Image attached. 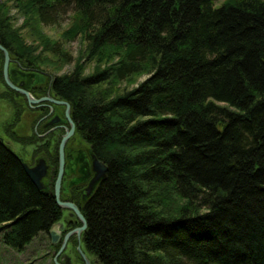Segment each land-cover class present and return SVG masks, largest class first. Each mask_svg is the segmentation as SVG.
<instances>
[{"label": "trees", "instance_id": "1", "mask_svg": "<svg viewBox=\"0 0 264 264\" xmlns=\"http://www.w3.org/2000/svg\"><path fill=\"white\" fill-rule=\"evenodd\" d=\"M15 1L30 30L70 9L68 38L88 43L92 71L75 63L51 88L107 166L82 203L87 251L100 264H264V0ZM9 20L1 6L17 61L36 67L39 45L73 61ZM53 185L37 189L0 141L3 245L19 251L59 220Z\"/></svg>", "mask_w": 264, "mask_h": 264}, {"label": "rangeland", "instance_id": "2", "mask_svg": "<svg viewBox=\"0 0 264 264\" xmlns=\"http://www.w3.org/2000/svg\"><path fill=\"white\" fill-rule=\"evenodd\" d=\"M222 1L224 2L226 0H216V4L219 5ZM16 3L18 2L15 0H0V7H3V11L6 13L7 17L10 18L9 22L11 23L12 29L18 32L20 37L25 38L26 44L35 46L38 44L32 43L33 37H35L34 33L37 31V37L40 34L41 37L46 38L51 43L57 42L58 45H60L61 50L69 53L73 58V61L71 63H63L59 59H55V57L51 53L49 54L48 52H45V48L42 45H39L33 51V56L35 57L34 62L36 67L32 68L31 66L23 62L21 63L20 61H17L16 59V62L11 63L10 67L16 71L18 81H23L26 85H34L36 88L40 87V90H42V92L38 91L40 95H47L48 97L49 94L53 95L55 93L51 89L52 87L54 88L56 84L55 75L58 77H62L65 74H69L73 71V66L75 65V63L81 64L82 68H84V74H88L92 71L94 65L86 59L85 55L88 43L86 42L84 34L76 30L75 35L72 38H68V36L71 37L72 30L70 29V27L73 24L71 20L72 12L70 11V9L58 16L55 19V22H52L51 24H44L42 26L40 23L37 22H34L37 25L31 23L32 28L30 30L27 26L22 27V24H24L25 21L16 12L17 9L14 8ZM20 6H22L24 10L29 11L28 5L25 2L21 3ZM3 57L4 56L1 51L0 105L8 109V111H4L3 113L0 110V138L3 140L2 143L4 145H8L14 152L19 154L22 159L26 160L27 163L31 162L32 164L33 160H30V156L32 155V153H35L33 152L32 147H27L24 144L19 143L17 139L11 137V135L8 134L9 129L11 127L10 124H12L13 122H19L20 117L21 119L23 118L24 111H26L27 109V102L25 100V96H22L23 94L21 95L15 93L16 91L10 88L4 82V79L2 77ZM128 86L129 85L126 83L123 84V87ZM116 88L122 91V84L118 85ZM11 94L14 95L15 101L10 100L11 98H13ZM33 141V143H36V138H34ZM70 146V150L77 152V155H75L77 157L78 162H82L78 164L75 163V165H71V162L69 161V164L66 165L67 168L64 173V178L61 182V185L64 188V192H67L70 187L72 189H75L76 187H78V189L84 188V184H82V182H79L81 180H84L85 169L83 168V166L86 167V165H83V162L90 163V158L87 151V144L83 141L80 136L77 135L76 132L74 138L71 139ZM35 151H38V149H36ZM39 152L43 151L39 150ZM55 160L56 158L54 159V162H51L52 165H54ZM54 181L55 177L51 178V184H54ZM68 194L70 195L71 193ZM64 195L66 196V194ZM78 202L79 204H81L83 202V199L78 197ZM65 215L66 213L62 211L60 215V220ZM85 229L83 231H85ZM53 246L54 245L49 242V239L48 237H46L45 234H40L36 236L28 245H26L23 249L19 251L3 245L0 241V264H55V260L60 262V258H56L54 256V251H52ZM73 247L72 252H70V255L71 253H74V257L76 255L77 259H73L74 257L72 254V264H82V259H80L79 255L75 254L76 252H74ZM49 250L51 251V253L49 252ZM89 253L90 255H92L91 252Z\"/></svg>", "mask_w": 264, "mask_h": 264}, {"label": "flooded vegetation", "instance_id": "3", "mask_svg": "<svg viewBox=\"0 0 264 264\" xmlns=\"http://www.w3.org/2000/svg\"><path fill=\"white\" fill-rule=\"evenodd\" d=\"M9 57H10V61L8 64L9 80L17 87L22 88L25 91H28L29 93L31 91L32 94L31 93L30 94L33 96L36 102L29 103L28 99L25 96V100L27 102V106H26L27 109L26 111H24L23 118L21 119L20 117L19 122H13L12 124H10L11 127L9 129L8 134L11 135V137H14L15 139H17L19 143L24 144L27 147H32L33 152H35L34 154L32 153V155L30 156V160H33L32 164L31 162L27 163L26 160L22 159L19 154H17L16 152L15 153L29 167L42 166L44 168L45 174L43 175L41 179V182L44 184L48 182L49 180H51V178L55 177L56 179L57 177L59 146H60L63 136L71 128L70 122L68 121L65 115L66 106L64 104L58 103V101H64V100H62L57 94L54 93L53 95H50V94L48 95V97L52 99L51 101L47 99L48 98L47 95H44V96L40 95V93L38 92V91L42 92V90H40L41 89L40 87L36 88L34 85L32 86L26 85L23 81H18L17 76H16V71L10 67L11 63L16 62V60L11 55H9ZM3 65H4V57H3V62H2V77L4 79ZM17 93L21 94L19 92ZM11 95L13 96V98H11L10 100L15 101L14 95L13 94ZM0 110L3 113L4 111L5 112L8 111V109L4 108L1 105H0ZM75 132L76 131L74 130V133L67 139L65 146H64V163H65L64 173L67 168L66 165L69 164V161L71 162V165H75V163L78 164L82 162V161L78 162L77 157H76L77 152L70 150L71 149V146H70L71 139L74 138ZM34 138H36V141H37L36 143H33ZM0 141L3 142L1 138H0ZM36 149H38V151H35ZM39 150L43 152L45 151V152L44 153L39 152ZM55 158H56L55 161H57L56 172H55L54 165L51 164V162H54ZM89 158H90V163L83 162V165H86V167L82 165L83 168L85 169L84 180H81L79 182H82V184H84L83 189H78V187H76L75 189H72L70 187L67 192H64V188L61 185L62 200L74 202L80 209H82V207H81V204L79 205L77 203L78 197L81 199H85L86 196L90 195L91 191H93L94 186H95L93 185L90 190V193L86 194V190H87L86 188L88 187L89 182L91 181L93 177V172L91 171L92 158L90 156ZM64 173H63V178H64ZM53 189H54V185H53ZM76 190H77V193H76ZM68 193H71V194L69 195ZM64 194H66V196ZM64 212L66 213V215L63 216L61 220L59 218V220L56 221L60 224V239L52 248V251H54V256L58 255V258H60V262L62 264H72L71 256L73 254V257H74V253H71L70 255V252H72V247L74 245L73 250L74 252L79 254L80 259H82L83 261L82 264H85V261L83 260L82 256L78 252V247L81 249V253H83L86 256L90 264H97L98 262L95 256L90 255V253L87 251L86 246L84 244L83 236H84L85 231L82 230L79 232V234L75 232L77 228H80L82 226L81 221L78 219V217L75 214L71 216L70 215V213H72L71 211H64ZM69 233L71 234L68 236L67 240L64 242L65 237ZM45 235L46 237H48L49 242H51V238L49 236V230L46 231ZM49 252L51 253L50 250ZM73 259H77V256L75 255Z\"/></svg>", "mask_w": 264, "mask_h": 264}, {"label": "water", "instance_id": "4", "mask_svg": "<svg viewBox=\"0 0 264 264\" xmlns=\"http://www.w3.org/2000/svg\"><path fill=\"white\" fill-rule=\"evenodd\" d=\"M0 50L3 52L4 54V65H3V76H4V81L5 83L12 88L13 90L23 94L24 96H26V98L28 99L29 103H34L36 102V100L30 95L29 92L25 91L22 88H19L17 86H15L8 77V64L10 61V57L8 52L5 50L4 47H2L0 45ZM49 100L52 101L51 98H47ZM58 103L60 104H64L66 106L65 109V115L68 119V121L70 122V130L63 136L60 146H59V168H58V174L57 177L55 179L54 182V197L56 200V203L62 207V208H72L75 210V212L77 213V215L79 216L80 220L82 221V226L80 228H77L75 232H77L79 234L80 231L84 230L86 228V221L85 219L82 217V215L78 212V210L76 209V207L72 204V203H68V202H62L59 199V193H60V188H61V181H62V174H63V166H64V145L67 141V139L74 133L75 130V124L73 122V120L70 118V105L68 102L66 101H58ZM92 158V170L94 171V176L91 179L87 190L90 191L93 184L96 183L97 181L103 179L106 175V171H107V167L100 162L99 160H97V158L95 156H91ZM22 168L25 172V174L27 175V177L29 178V180L32 182V184L37 188V189H43V184L41 182L42 176L45 174V170L42 166H35V167H29L25 162H22ZM71 233L67 234V236L65 237L64 242L67 240L68 236ZM49 236L51 238V243L53 245H55L59 239H60V224L58 222H54L51 227L49 228ZM81 252V251H80ZM81 256L83 258V260L85 261V264H89L88 259L86 258V256L81 253ZM63 257V256H61ZM98 262V261H97ZM99 263V262H98ZM55 264H62L61 262H58L55 260Z\"/></svg>", "mask_w": 264, "mask_h": 264}, {"label": "bare ground", "instance_id": "5", "mask_svg": "<svg viewBox=\"0 0 264 264\" xmlns=\"http://www.w3.org/2000/svg\"><path fill=\"white\" fill-rule=\"evenodd\" d=\"M223 3V1L219 4V5H217L216 4V0H213V4H214V6L215 7H219L221 4ZM0 45L2 46V47H4L3 46V44L1 43V41H0ZM5 48V47H4ZM5 50L8 52V54L9 55H13V54H11L10 52H9V50H7L6 48H5ZM65 146V145H64ZM63 151H64V149H63ZM98 160V159H97ZM56 162V164H57V161H55ZM101 162V161H100ZM56 164H54V168L56 169ZM104 164V163H103ZM105 165V164H104ZM64 166H65V163H64ZM64 166H63V173H64ZM106 166V165H105ZM107 167V166H106ZM58 168H59V157H58ZM91 171L93 172V176H94V171L92 170V162H91ZM107 172V171H106ZM57 174H58V170H57ZM27 176V175H26ZM106 176V175H105ZM43 177V176H42ZM62 178H63V174H62ZM93 178V177H92ZM100 181V180H99ZM99 181H97L96 183H94L93 185H97L98 184V182ZM90 183V182H89ZM44 188V187H43ZM87 189V188H86ZM90 193V191H88V190H86V194H89ZM91 194H92V191H91V193H90V195L89 196H86L85 197V199H83V202L82 203H84L85 201H87V199H89L90 198V196H91ZM54 199H55V197H54ZM59 199H60V201H62V202H68V203H72L75 207H76V209L78 210V212L82 215V217L84 218V215H83V210L82 209H80V208H78V206L76 205V203H74V202H70V201H64V200H62V196H61V188H60V193H59ZM55 202H56V200H55ZM78 204H79V202H77ZM82 203H81V207H82ZM57 204V203H56ZM58 205V204H57ZM80 205V204H79ZM59 206V205H58ZM60 207V206H59ZM61 208V210L62 211H71L72 213H70V215L72 216L73 214H75L77 217H78V219L80 220V218H79V216L77 215V213L75 212V210L74 209H70V208H68V209H66V208H62V207H60ZM81 210V211H80ZM74 212V213H73ZM85 219V218H84ZM81 221V220H80ZM86 221V220H85ZM81 224H82V221H81ZM49 230V229H48ZM81 249L78 247V252L80 253V255H81ZM77 255H79L78 253H76ZM56 258L58 257V255H56L55 256ZM96 258V257H95ZM96 260L98 261V259L96 258Z\"/></svg>", "mask_w": 264, "mask_h": 264}]
</instances>
